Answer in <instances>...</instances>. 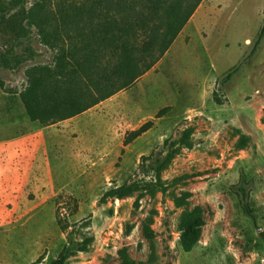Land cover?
Here are the masks:
<instances>
[{"label": "rangeland", "instance_id": "1", "mask_svg": "<svg viewBox=\"0 0 264 264\" xmlns=\"http://www.w3.org/2000/svg\"><path fill=\"white\" fill-rule=\"evenodd\" d=\"M36 1L0 0V51L28 35L20 65L0 60V264H50L63 251L65 264H120L123 249L138 264H264V0H202L131 85L68 120L30 122L44 144L25 168L11 154L20 105L28 118L20 95L54 57L28 24ZM124 185L137 188L107 196Z\"/></svg>", "mask_w": 264, "mask_h": 264}, {"label": "trees", "instance_id": "2", "mask_svg": "<svg viewBox=\"0 0 264 264\" xmlns=\"http://www.w3.org/2000/svg\"><path fill=\"white\" fill-rule=\"evenodd\" d=\"M51 2L36 1L27 19L40 42L54 52L52 65L35 69L20 95L30 122L41 127L91 109L149 71L168 51L202 0H85L79 4L77 0H58L48 12L46 7ZM5 15L0 9V24ZM263 34L264 27L256 45ZM27 37L19 36L14 46L0 51V60L9 67L20 65L27 58L23 57L26 51L18 53L17 48L26 50L22 40ZM151 124L131 132L125 142L146 133ZM170 160L171 155L162 166ZM136 188L124 185L107 196L121 199ZM244 211L252 218L248 208ZM199 218L197 213L187 219L183 227L186 234L195 231ZM149 234L147 228L145 235ZM260 236L264 241V233ZM119 258L120 264H138L126 249L120 251ZM67 259L68 252L63 251L50 264H65Z\"/></svg>", "mask_w": 264, "mask_h": 264}, {"label": "crops", "instance_id": "3", "mask_svg": "<svg viewBox=\"0 0 264 264\" xmlns=\"http://www.w3.org/2000/svg\"><path fill=\"white\" fill-rule=\"evenodd\" d=\"M20 106L22 110L20 109L17 113L21 116H24V119H23L24 123L22 124L23 127H19V128H22L25 132L24 134L22 133L18 137L13 138V140L11 141L13 143L18 144L17 145L18 150L14 151L11 154H13V156L15 157L27 158L28 160L27 162L24 163V167L28 168L30 164L33 163L37 150L43 147L44 140L34 138V135H32L31 132L34 131L35 127L30 123V121L26 117L25 112L23 111V106L22 105ZM5 153L6 151H4L3 149H0V157L3 158ZM43 157L44 155L42 154L40 157L41 163L38 166V170L40 171V173H42L43 177H45L44 175L49 174V171L47 167L43 164L44 163ZM16 182L17 184H30V182H32L33 185H37L38 183L40 184L39 186L40 189L47 187V184H48V183L46 184L45 182H41L40 179L37 180L36 178L35 180L33 179L32 181H30L29 178L27 179L20 178L19 181H16ZM26 199L27 198L25 197V200Z\"/></svg>", "mask_w": 264, "mask_h": 264}]
</instances>
